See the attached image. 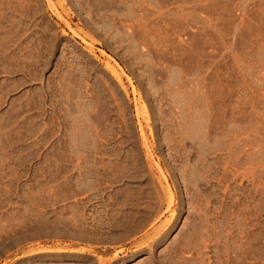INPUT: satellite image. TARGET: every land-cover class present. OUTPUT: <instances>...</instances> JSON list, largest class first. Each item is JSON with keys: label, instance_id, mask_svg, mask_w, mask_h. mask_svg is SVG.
Returning <instances> with one entry per match:
<instances>
[{"label": "rangeland", "instance_id": "obj_1", "mask_svg": "<svg viewBox=\"0 0 264 264\" xmlns=\"http://www.w3.org/2000/svg\"><path fill=\"white\" fill-rule=\"evenodd\" d=\"M0 264H264V0H0Z\"/></svg>", "mask_w": 264, "mask_h": 264}]
</instances>
